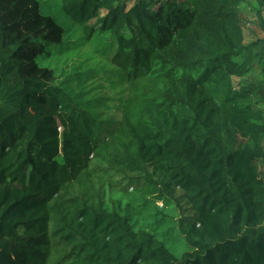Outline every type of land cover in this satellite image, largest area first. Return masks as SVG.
Returning <instances> with one entry per match:
<instances>
[{
    "label": "trees",
    "instance_id": "16d2710c",
    "mask_svg": "<svg viewBox=\"0 0 264 264\" xmlns=\"http://www.w3.org/2000/svg\"><path fill=\"white\" fill-rule=\"evenodd\" d=\"M58 1L115 68L120 117L41 66L66 35L43 0H0V264H264L261 86L234 84L264 74V39L245 45L243 0Z\"/></svg>",
    "mask_w": 264,
    "mask_h": 264
},
{
    "label": "rangeland",
    "instance_id": "374dc122",
    "mask_svg": "<svg viewBox=\"0 0 264 264\" xmlns=\"http://www.w3.org/2000/svg\"><path fill=\"white\" fill-rule=\"evenodd\" d=\"M44 13L54 16L61 27L66 31V35L63 38V47L48 53L47 57H44L40 61L42 67L51 69L55 75V85L61 86L64 84V88L67 91H75L76 93L86 92L85 97L94 104L101 101L102 104H106L107 108L101 110H91L94 115H100L101 119H118L120 114L118 113L121 104L119 101L118 93L120 90L113 91L112 88L105 82V74L115 69L111 65L104 61V57L100 55V52L94 49V45L87 39V34L84 29L79 25L72 23L62 12L60 2L58 0H43ZM138 0H119L120 4H126L129 8L134 6ZM259 6L256 0H243L240 8V23L244 33L245 45H251L258 40L264 39V33L259 26L257 18V12ZM264 18V9H263ZM94 27H98L96 22L91 24ZM253 71L251 75L244 79H234L236 87L254 86L261 89L256 92L254 100L257 107L264 113V74L261 67L256 60H253ZM95 69L98 73L94 74V78H90L87 81L86 86L83 88L77 87V84H73L70 80L76 73L81 70ZM67 81V82H65ZM261 176L264 178V161L259 162ZM123 196H114L110 204L116 203ZM126 203V201H124ZM162 208V204L158 205ZM182 248L176 246L175 251L177 254L181 252Z\"/></svg>",
    "mask_w": 264,
    "mask_h": 264
}]
</instances>
